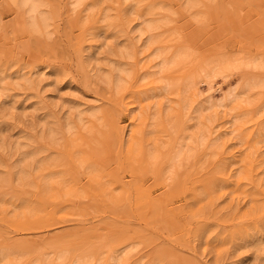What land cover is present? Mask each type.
Here are the masks:
<instances>
[{
    "label": "rangeland",
    "instance_id": "rangeland-1",
    "mask_svg": "<svg viewBox=\"0 0 264 264\" xmlns=\"http://www.w3.org/2000/svg\"><path fill=\"white\" fill-rule=\"evenodd\" d=\"M48 1L57 14L52 33L35 39L26 30L22 16L9 8L6 0H0V79H4L0 109H5L6 114L0 115V136L6 142L22 139L42 121L52 119V113L63 115L70 104L99 106L100 144L92 157L111 183L110 190L119 189L124 194L118 202L102 205L87 190L83 201L74 198L57 206L39 200L31 182L6 187L7 217L13 214L16 203L29 200L40 205L46 218L42 217L44 222H34L40 227L25 228L0 215V249L14 246L19 254L15 264H25L28 258L56 249L103 257L124 236H130L141 242L130 264H139V260L141 264H264V183H253L255 178L264 180L262 166L257 167L254 176L253 166L241 167L246 174L235 182L233 178L241 164L238 158L244 149L241 153L234 151L232 144L224 142L213 163L201 158L185 164L179 179L169 187L163 185L155 171H144L139 162L126 163L119 152V129L128 123L130 104L107 100L111 94L107 86L89 82L91 66H86L89 61L85 58L90 52L92 66L106 67L105 62L114 58L106 42H129L118 14L119 0H104L103 8L100 6L85 24V14L81 22L75 12L67 15L65 0ZM147 1L166 4L173 19L170 28L190 38L198 57L218 48L264 53V0H212L203 8L200 26L196 22L189 26L180 12V0ZM105 9L114 23L100 20ZM241 73L232 75L222 88L233 81L242 83ZM23 75L32 76V83L21 80L17 84ZM257 120L264 122V115L250 124L253 130ZM164 136L167 140L168 135ZM250 141L255 142L253 138ZM256 151L257 148L250 150V160ZM5 163L8 164L6 159ZM60 168L79 189H84L86 175L70 166ZM211 179L214 182L209 187ZM64 207L70 211L56 212ZM54 212L60 217L55 218ZM178 255L191 260H181Z\"/></svg>",
    "mask_w": 264,
    "mask_h": 264
},
{
    "label": "bare ground",
    "instance_id": "bare-ground-1",
    "mask_svg": "<svg viewBox=\"0 0 264 264\" xmlns=\"http://www.w3.org/2000/svg\"><path fill=\"white\" fill-rule=\"evenodd\" d=\"M6 1L9 8L22 16L26 30L33 38L40 39L52 33L51 27L57 14L53 13L48 0ZM210 2L212 0H180V12L189 26L194 22L201 25L203 8ZM119 3V18L129 42L120 45L106 42L107 50L114 57L105 62L106 67L92 66L90 59L93 54L90 52L85 54V58L89 61L86 66H91L89 82L97 87L107 86L111 93L107 100L115 104H130L128 123L119 129L122 134L119 152L124 161H136L144 171H155L163 185L169 187L179 179L185 164L198 162L201 158L213 163L217 150L224 142L232 144L234 151L244 149L238 158L241 164L234 175L235 182L246 174L241 167L248 165L254 167L253 176L257 175V167L262 166L264 177V122L257 120L255 130L250 127L252 122L264 115V53L218 48L211 49L207 56L198 57L190 38L170 28L173 20L170 18L171 10L164 2L119 0ZM102 4L104 0H65V9L67 15L75 12L80 22L81 15L85 14L82 20L85 24L94 12L103 8ZM100 20L107 24L113 20L114 23L107 9ZM238 72L244 75L243 82L233 81L222 88L223 83ZM21 80L32 83L33 79L30 75H23L17 84ZM3 81L0 79V98L4 94ZM128 95L133 98L127 100ZM4 110L0 109L1 116L6 115ZM101 112L99 106L84 108L79 104H70L63 115L52 113V119L42 121L34 132L23 134L22 139L6 142L0 136V168L6 167L2 171L0 169L1 217L25 228H35V221L44 222L42 217L46 216L35 201L16 203L11 217L5 213L4 189L26 182H31L39 200L57 206L74 198L83 201L88 191L97 196L102 205L120 200L124 193L119 189L110 190L111 183L92 157L94 148L100 144L101 131L97 126L102 123ZM251 138L255 142L250 141ZM253 148H257V154L250 160L249 152ZM61 165L86 175L84 189H79L65 175ZM212 182L214 179L208 183L209 187ZM253 183L259 186L264 180L255 178ZM60 211L70 210L65 207L56 209L59 214ZM56 212L54 217L59 218ZM122 239L114 250L103 257L56 249L28 258L26 262L130 264L131 256L141 242L130 236ZM18 255L14 246L1 248L0 264H15ZM178 258L191 260L183 255H178ZM138 263L141 264L140 260ZM176 264L183 263L178 261Z\"/></svg>",
    "mask_w": 264,
    "mask_h": 264
}]
</instances>
